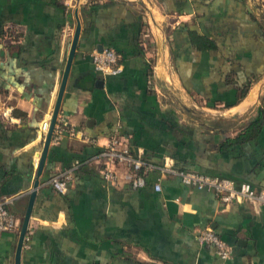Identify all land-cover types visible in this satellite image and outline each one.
<instances>
[{"label": "crops", "instance_id": "1", "mask_svg": "<svg viewBox=\"0 0 264 264\" xmlns=\"http://www.w3.org/2000/svg\"><path fill=\"white\" fill-rule=\"evenodd\" d=\"M76 18L57 111L63 130L37 176L19 264H264V206L220 203L158 171L264 191V126L232 142L264 109V0H0V196L17 224L0 232V264H14L40 124L50 118ZM189 31L211 46L196 48ZM104 47L119 56L118 74L94 69L91 53ZM167 84L183 112L163 95ZM116 129L149 165L141 188L126 183L119 164L115 185L102 178L99 153ZM62 175L69 179L58 193L50 179ZM205 227L231 247L229 258L197 241Z\"/></svg>", "mask_w": 264, "mask_h": 264}, {"label": "built area", "instance_id": "2", "mask_svg": "<svg viewBox=\"0 0 264 264\" xmlns=\"http://www.w3.org/2000/svg\"><path fill=\"white\" fill-rule=\"evenodd\" d=\"M91 61L96 71L102 75H114L121 71L119 56L111 48H101L91 53ZM49 124V119L40 124V133L44 137ZM63 128L61 119L57 118L54 124V135L51 136L52 142H57ZM115 132L102 145L99 157L103 160L102 178L115 185L117 183V173L114 168L119 164L125 170V180L133 188H141L145 184V176L149 170V165H143L141 160L130 153L127 145L123 143L120 134ZM160 173L176 175L184 184L205 189L214 194L220 203L232 201H246L264 206V191L255 190L248 182L234 183L224 177L209 176L192 170H178L167 166L158 167ZM68 175L56 176L50 179L52 188L58 193L66 190ZM153 189L159 191L158 183L153 184ZM8 197L0 196V232L16 230L17 224L14 214L9 210ZM199 243L208 244L213 247L214 253L220 259H227L232 255L231 247L221 240L218 235L210 228L200 229L196 234Z\"/></svg>", "mask_w": 264, "mask_h": 264}, {"label": "water", "instance_id": "3", "mask_svg": "<svg viewBox=\"0 0 264 264\" xmlns=\"http://www.w3.org/2000/svg\"><path fill=\"white\" fill-rule=\"evenodd\" d=\"M78 29H79V24H78V19L76 18V23H75V26H74V29H73L71 40H70L68 53H67V56H66V59H65L62 75H61V78H60V81H59L55 102H54V105L52 107L51 115H50V118H49L48 128H47V131H46V133H45V135L43 137L42 148H41V151H40V154H39V157H38V161H37V164H36V171H35L36 178L33 180L32 189H31V191L28 194L27 206H26L25 212L23 214V217H22V220H21V223H20L18 240H17L16 249H15V255H14V264H19V259H18L19 258V251H20V247L22 245L24 234H25L26 225H27V221H28V216H29V213H30V208H31V205H32V202H33V199H34L35 188H36L37 182H38L37 181V176L39 175L40 170L42 168V164H43L44 156H45V153H46V149L48 147V144H49L51 136H52V132H53L56 116H57V111H58L60 97H61L62 90H63V87H64V83H65V80H66L68 68H69L73 53H74L75 46H76Z\"/></svg>", "mask_w": 264, "mask_h": 264}, {"label": "trees", "instance_id": "4", "mask_svg": "<svg viewBox=\"0 0 264 264\" xmlns=\"http://www.w3.org/2000/svg\"><path fill=\"white\" fill-rule=\"evenodd\" d=\"M190 41L198 49H207L211 46V41H209L205 36L199 35L194 31H189ZM248 86L245 85L240 91L239 98H242L247 92ZM264 99V95L262 96ZM264 126V109L263 107L257 108L256 116L248 121V123L240 128V132L233 139L232 142H240L243 139L252 138L261 128ZM187 170V169H178Z\"/></svg>", "mask_w": 264, "mask_h": 264}, {"label": "rangeland", "instance_id": "5", "mask_svg": "<svg viewBox=\"0 0 264 264\" xmlns=\"http://www.w3.org/2000/svg\"><path fill=\"white\" fill-rule=\"evenodd\" d=\"M163 95L171 100H175L177 102V105H175L176 107H178V103L180 101V103H184L183 102V98L178 94V91L176 89H174L170 84H167L165 91L162 92ZM182 99V100H181ZM179 100V101H178ZM174 102V101H173ZM178 108H181L180 110L182 111L183 108L180 106ZM183 112V111H182Z\"/></svg>", "mask_w": 264, "mask_h": 264}]
</instances>
